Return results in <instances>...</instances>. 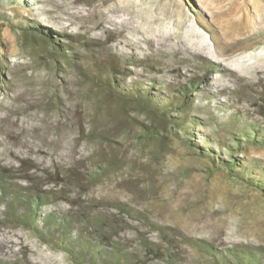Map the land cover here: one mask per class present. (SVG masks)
<instances>
[{"label": "rangeland", "instance_id": "374dc122", "mask_svg": "<svg viewBox=\"0 0 264 264\" xmlns=\"http://www.w3.org/2000/svg\"><path fill=\"white\" fill-rule=\"evenodd\" d=\"M99 76L175 103L187 86L199 121ZM249 126L264 134V0H0V264H77L34 232L51 213L117 264H218L205 247L264 264V142L229 134ZM14 193L18 214L44 198L31 223Z\"/></svg>", "mask_w": 264, "mask_h": 264}, {"label": "trees", "instance_id": "16d2710c", "mask_svg": "<svg viewBox=\"0 0 264 264\" xmlns=\"http://www.w3.org/2000/svg\"><path fill=\"white\" fill-rule=\"evenodd\" d=\"M100 79V84L103 86H109L113 88L114 90H118L116 87V83L114 79L110 78H104L103 80L101 79V76H99ZM192 86V83H189V87ZM179 93L182 95L183 100L175 103V96H171L169 94L162 95V97H159L158 100H156V97L158 94H153L149 93L147 89H144L140 84L135 85V86H130L129 88L126 87L125 90H118V92L122 93V96L124 98L129 99L133 97H137L143 102H146L150 106H152L155 110H157L159 113L162 115H168L169 109L171 107H176L177 105H180V107H183L185 105V108H183V112L186 113V115H180L177 114L178 116H172L170 119L173 121L174 124L178 126L184 125V123L188 120L191 119L192 123H197L199 121V117L196 115H191L189 114L190 111L187 108V105H191L192 102L195 101V99H192L190 97V90L187 88V86L180 87ZM195 98V97H193ZM188 110V112L186 111ZM185 110V111H184ZM235 121H238V119H235ZM150 134H155L156 130L154 128H148ZM250 130L244 131V130H235L233 131L232 129L229 130V134L234 138L235 144L239 146V143L244 141L246 142H264V134L259 135L255 126H249ZM155 132V133H154ZM233 163H229V168L231 169ZM260 182V181H259ZM256 184V183H255ZM258 185V184H256ZM260 185V184H259ZM258 185V186H259ZM261 189H263L262 186H260ZM15 195L13 196V201H10L8 203V207H10L9 214L11 217L17 221H20L21 223H31L32 219L35 218L36 216H39L35 214L36 210L41 206L42 201L44 198L40 195H36L35 197V202L34 206L30 208L31 212H24V213H17L16 211L12 210L14 206H19L24 205L22 203H26V206H30L31 204H27V201L22 200L19 198V194L14 193ZM25 216H24V215ZM25 218H22V217ZM43 218L47 219V223H43V225H37L36 222H34L32 227L34 228V232L40 237L45 242L53 244L55 247H59L64 249L67 253L70 254L72 259H75L77 264H80L79 259H83L82 257L85 255V253H88L92 257V261L95 263H100V264H117L121 262L123 259L122 253L123 252H111L110 255L108 252H106L104 249L101 247H96L94 243H90L89 241L85 240L82 238L83 231H80V233L77 236V239L75 240V245L79 246L77 248L72 247L71 241L67 242L65 239V235L63 233V229H67L68 231H71L73 228L72 221L70 220L71 218H56L52 213L47 214L43 216ZM86 221L88 222L89 219L85 218ZM31 220V222H29ZM90 223V222H89ZM94 225V224H93ZM64 227V228H62ZM97 227V226H96ZM77 228V227H76ZM102 230L103 227H98L97 230ZM109 230H104V235H100L99 241H103L106 243H109L112 245L113 242H111V239L109 237V234H107ZM103 238V240L101 239ZM72 244V245H71ZM68 245V246H67ZM72 247V248H71ZM74 248V249H73ZM73 249V250H72ZM77 249V250H75ZM205 251H207L217 262L218 264H262L261 263V257L259 254L255 253L254 251L250 249H231L229 250L231 257L233 258L234 262H231L228 257L222 253H216L217 251L213 249L212 247H205ZM118 254V255H117ZM92 262V263H93ZM94 264V263H93Z\"/></svg>", "mask_w": 264, "mask_h": 264}]
</instances>
